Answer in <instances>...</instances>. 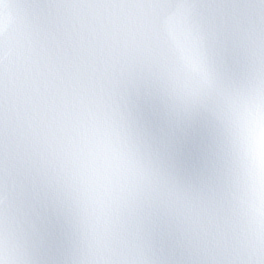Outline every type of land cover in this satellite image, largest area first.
<instances>
[{"label":"snow or ice","instance_id":"obj_1","mask_svg":"<svg viewBox=\"0 0 264 264\" xmlns=\"http://www.w3.org/2000/svg\"><path fill=\"white\" fill-rule=\"evenodd\" d=\"M0 264H264V0H0Z\"/></svg>","mask_w":264,"mask_h":264}]
</instances>
